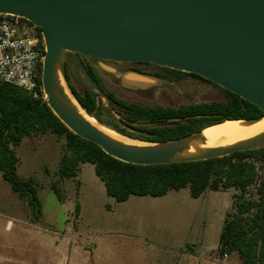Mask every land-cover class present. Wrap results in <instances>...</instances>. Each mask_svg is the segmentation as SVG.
<instances>
[{"label": "rangeland", "instance_id": "rangeland-1", "mask_svg": "<svg viewBox=\"0 0 264 264\" xmlns=\"http://www.w3.org/2000/svg\"><path fill=\"white\" fill-rule=\"evenodd\" d=\"M29 34H34V30ZM73 56L95 70L104 95L64 54L71 84L81 93L84 89L95 91L99 95L101 119L131 133L134 132L119 122V109L106 97V92L145 108L177 109L192 104L224 103L229 98L218 85L164 69H157V76H150L159 79V85L130 88L122 84L119 75L102 70L98 59ZM103 63L120 75L126 73L123 65ZM65 142V137L51 133L32 134L15 148L20 160L19 175L33 178L38 189V217L28 199L15 193L0 173V264H242L236 253H218L224 220L233 209L238 190L208 189L199 198H193L186 186L161 197L131 195L127 201L117 202L107 195L90 163L81 165L77 177L59 180L57 172ZM258 167L261 176L263 170ZM55 180L62 188V200L51 189ZM254 194L252 186L248 197Z\"/></svg>", "mask_w": 264, "mask_h": 264}, {"label": "water", "instance_id": "water-1", "mask_svg": "<svg viewBox=\"0 0 264 264\" xmlns=\"http://www.w3.org/2000/svg\"><path fill=\"white\" fill-rule=\"evenodd\" d=\"M0 14L18 16L41 28L45 45L42 85L48 96L45 101L70 131L115 159L141 166L174 164L264 147L263 136L199 155L176 157L192 141L202 139L204 129L154 143L161 148L124 147L84 121L76 109L61 102L57 92L71 104L65 91L55 84L59 65L70 90L63 62L66 54L93 88L104 95L84 63L73 56L79 54L98 59L99 67L119 75L124 86L159 85V79L136 72L120 75L103 63L143 62L198 75L237 94L264 113V0H0ZM263 117L264 114L243 121L254 124Z\"/></svg>", "mask_w": 264, "mask_h": 264}, {"label": "trees", "instance_id": "trees-1", "mask_svg": "<svg viewBox=\"0 0 264 264\" xmlns=\"http://www.w3.org/2000/svg\"><path fill=\"white\" fill-rule=\"evenodd\" d=\"M22 20L30 30H34L32 36L38 38L39 45L45 47L41 28L26 19ZM86 68L103 89L93 69ZM163 69L185 73L166 67ZM187 74L203 79L195 74ZM67 78L71 93L86 113L117 133L144 142H167L228 120L256 119L264 114L258 107L226 89L223 90L229 97L227 102L192 104L177 109L145 108L106 92V97L119 109V122L134 132L131 133L119 125L104 122L100 117L99 95L89 89L81 93L71 84L68 72ZM40 86L42 88L35 96L14 85H0V173L15 193L28 199L36 217L41 213L38 189L33 178L25 179L19 175L20 160L15 148L32 134L51 133L66 138L57 172L59 180L77 177L81 165L90 163L104 183L107 195L117 202L127 201L131 195L161 197L170 190H180L186 186L190 187L193 198H199L208 189L238 190V195H234L233 209L224 220L218 253L220 256L236 253L242 264H264V147L203 161L148 166L125 163L70 131L45 101L42 80ZM258 165L263 170L261 176ZM59 180L51 183V189L58 200H62ZM252 186H255V194L248 197ZM79 211L80 206L77 205L76 214Z\"/></svg>", "mask_w": 264, "mask_h": 264}, {"label": "built area", "instance_id": "built-area-1", "mask_svg": "<svg viewBox=\"0 0 264 264\" xmlns=\"http://www.w3.org/2000/svg\"><path fill=\"white\" fill-rule=\"evenodd\" d=\"M23 18L0 14V85L10 84L38 95L45 47L29 34Z\"/></svg>", "mask_w": 264, "mask_h": 264}, {"label": "bare ground", "instance_id": "bare-ground-1", "mask_svg": "<svg viewBox=\"0 0 264 264\" xmlns=\"http://www.w3.org/2000/svg\"><path fill=\"white\" fill-rule=\"evenodd\" d=\"M55 84L57 87L65 91V96L71 100V104L67 103L62 95L57 92L58 99L64 104L77 110L79 116L93 126L96 130L102 133L104 136L109 138L115 143H118L124 147L133 149L143 148H161V145L154 143H146L137 141L126 136H123L99 123L95 118L91 117L86 111L80 106L78 101L72 96L67 84L62 76L61 67L57 65L55 72ZM45 99L48 98L44 94ZM264 136V117L257 123L250 124L243 120L238 121H226L224 123L210 126L204 129L202 139L192 141L188 148L182 153H178L176 157H188L199 155L205 151L214 148L231 147L240 145L258 139Z\"/></svg>", "mask_w": 264, "mask_h": 264}, {"label": "flooded vegetation", "instance_id": "flooded-vegetation-1", "mask_svg": "<svg viewBox=\"0 0 264 264\" xmlns=\"http://www.w3.org/2000/svg\"><path fill=\"white\" fill-rule=\"evenodd\" d=\"M83 63L85 65V67L86 66L87 67H91V66L87 65L84 61H83ZM109 63L112 64V65H115V64L119 65L120 64V65L125 66V69H123V71L126 72V73L127 72H136V73H141V74H145V75L153 76V77L157 76V74H158V73H156L157 69H159V70L163 69V67L157 66L155 64L143 63V62H133V63L109 62ZM152 69L154 70V73H153ZM93 71L95 72L94 69H93ZM207 82H209V81H207Z\"/></svg>", "mask_w": 264, "mask_h": 264}]
</instances>
